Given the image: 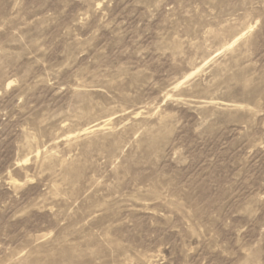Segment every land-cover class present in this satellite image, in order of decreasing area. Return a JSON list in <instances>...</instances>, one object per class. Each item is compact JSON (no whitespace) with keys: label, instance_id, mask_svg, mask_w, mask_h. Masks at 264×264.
<instances>
[{"label":"rangeland","instance_id":"rangeland-1","mask_svg":"<svg viewBox=\"0 0 264 264\" xmlns=\"http://www.w3.org/2000/svg\"><path fill=\"white\" fill-rule=\"evenodd\" d=\"M0 264H264V0H0Z\"/></svg>","mask_w":264,"mask_h":264},{"label":"bare ground","instance_id":"bare-ground-1","mask_svg":"<svg viewBox=\"0 0 264 264\" xmlns=\"http://www.w3.org/2000/svg\"><path fill=\"white\" fill-rule=\"evenodd\" d=\"M236 42H237V40L235 41V43H236ZM192 75H193V74L189 75V77H188V78H190Z\"/></svg>","mask_w":264,"mask_h":264}]
</instances>
